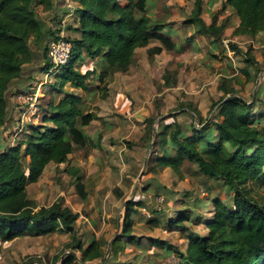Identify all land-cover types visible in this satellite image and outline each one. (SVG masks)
<instances>
[{
    "label": "trees",
    "instance_id": "obj_1",
    "mask_svg": "<svg viewBox=\"0 0 264 264\" xmlns=\"http://www.w3.org/2000/svg\"><path fill=\"white\" fill-rule=\"evenodd\" d=\"M72 1V23L63 26L55 16L50 18L51 23L38 16L37 7L52 10L55 0H0L1 135L10 130L8 90L36 53L42 57L40 70L54 79L49 85L52 91L40 108V122L30 124L26 131L22 129L13 144L0 150V241L26 234L69 233L74 241L72 250L78 249L79 260L86 262L103 256L104 243L91 239L83 247L75 235L77 213L60 201L38 205L27 194V186L39 179L47 164L64 163L76 146L86 150L92 146L84 127L95 119V113L88 110L87 99L65 86L89 96L98 91L104 97L106 81L131 67L135 48L157 40L160 45L146 49L152 57L163 49L172 51L176 41L163 31L164 22L148 14V0H126L123 5L119 0ZM222 4L238 18L235 33L264 36V0H222ZM201 13L202 0H194L185 22L193 24L201 34L219 37L222 27L216 24L215 14L207 24ZM63 30L72 33L64 35L71 45L70 57L54 67L47 55V42ZM230 49L238 51L231 43ZM241 52L245 63L242 72L250 78L249 68H256L257 62L248 49ZM85 57L91 63L81 71L76 65ZM93 81L102 85L95 90ZM21 91L25 90L16 92ZM226 94L215 103V129L208 121L196 125L194 121L181 123L172 119L158 124L154 133L158 148L154 162L158 167L178 170L183 162H189L203 177L220 181L229 194L227 199L206 195L204 199L213 205L212 215L202 221L207 232L188 234L185 251H177L181 264H264V101L260 102L262 111L254 113V101L243 99L233 90ZM65 170L75 177V187L85 198L78 168L70 166ZM197 201L202 199L198 197ZM142 206L139 199L125 202L122 236L134 240L130 224ZM177 215L175 222L189 216L184 209ZM119 246L121 241L116 238L112 248L117 251ZM76 259L74 253H69L63 264Z\"/></svg>",
    "mask_w": 264,
    "mask_h": 264
},
{
    "label": "rangeland",
    "instance_id": "obj_2",
    "mask_svg": "<svg viewBox=\"0 0 264 264\" xmlns=\"http://www.w3.org/2000/svg\"><path fill=\"white\" fill-rule=\"evenodd\" d=\"M193 5L194 0H148V14L170 24L177 48L152 57L146 48L137 49L131 67L106 81L104 97L98 91L89 96L66 84L67 89L85 97L87 108L95 113V119L84 127L92 146L88 150L76 146L67 161L50 162L39 179L27 186L28 196L38 205L60 201L77 213L76 239L83 247L91 239L101 240L103 256L79 260L81 253L72 250L74 241L69 233L26 234L0 241V264H63L69 253L77 259L68 264H169L173 260L172 264H181L177 251H185L188 234L207 232L202 221L212 215L213 205L204 198L219 195L227 199L229 194L220 181L203 177L189 162H183L178 170L158 167L154 133L158 124L172 119L196 125L208 121L215 129V103L230 90L254 101V113L262 111L264 36L235 33L238 18L222 0H202L201 13L207 24L215 14L216 24L222 27L220 36L201 34L185 22ZM37 12L51 23L41 7ZM55 17L63 26L72 23L65 13ZM62 33L72 35L68 30ZM230 43L238 47L237 52L230 49ZM246 49L257 62L256 68H249L250 78L242 72L245 63L241 51ZM90 63L85 57L76 66L84 71ZM41 65L38 57L25 64L21 77L8 90L10 130L0 134V150L15 142L23 125L40 121L34 109L43 108L54 81L51 74L40 70ZM98 85L102 83L93 81L92 88L97 90ZM20 89L32 95V100L18 101L15 96ZM70 166L78 168L85 198L75 187V177L65 170ZM131 198L143 205L132 216L129 233L134 240L121 235L124 204ZM180 209L189 216L175 222ZM116 238L121 241L117 251L112 248Z\"/></svg>",
    "mask_w": 264,
    "mask_h": 264
},
{
    "label": "built area",
    "instance_id": "obj_3",
    "mask_svg": "<svg viewBox=\"0 0 264 264\" xmlns=\"http://www.w3.org/2000/svg\"><path fill=\"white\" fill-rule=\"evenodd\" d=\"M59 1L67 9V16H71L75 8V3L72 0ZM70 51V42L65 39L62 31H60L56 38H51L47 42V55L54 64V67H58L59 65L66 63L70 57ZM31 96H29L26 91L16 93V98H18V101L22 102H28L29 100H32ZM34 113H40V109L36 107L34 109ZM174 262L175 260L172 261V263ZM172 263L170 262L169 264Z\"/></svg>",
    "mask_w": 264,
    "mask_h": 264
},
{
    "label": "crops",
    "instance_id": "obj_4",
    "mask_svg": "<svg viewBox=\"0 0 264 264\" xmlns=\"http://www.w3.org/2000/svg\"><path fill=\"white\" fill-rule=\"evenodd\" d=\"M57 2H60L59 0H55V3H54V8L52 9V10H49V11H43L45 14H46V16H50V17H52V16H56V15H60V13H65V17H69V16H67V14H66V12H67V9L62 5V6H60V5H58L57 4ZM119 2H120V4L121 5H123V4H125L127 1L126 0H119ZM66 19V18H65ZM166 26V27H165ZM165 26H164V28H163V31L165 32V33H169L170 35H171V37L175 40L176 39V37H175V35L173 34L174 32H173V30L171 29L172 27H170V24H165ZM261 36H263L262 34H260ZM152 45H160V43L157 41V40H151L150 42H149V45H147V46H145V47H137V48H135V50H134V56H135V52H136V50L137 49H140V48H148L149 46H152ZM176 48H177V46H176ZM175 48V49H176ZM163 53H167V54H170L171 52L170 51H168V50H165V49H163L160 53H158V54H155V55H159V54H163ZM41 58L42 59V57H41V54H39V53H36V58ZM90 59V58H89ZM86 60H88V59H86ZM133 60H134V58H133ZM117 73H122V72H117ZM117 73H115V74H117ZM17 81V79H15L14 80V82H16ZM16 97V96H15ZM85 98V97H84ZM89 110V109H88ZM43 114V112H40L39 113V116L41 117V115ZM40 122V121H39ZM38 122V123H39ZM30 124H37V123H33V122H31V123H28V124H26V125H23V127H22V129L23 130H27V127L30 125ZM22 131V130H21Z\"/></svg>",
    "mask_w": 264,
    "mask_h": 264
}]
</instances>
